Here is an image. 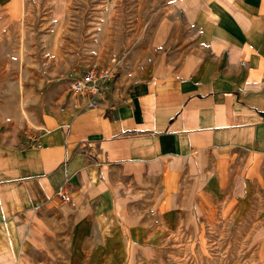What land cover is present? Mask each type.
Here are the masks:
<instances>
[{
    "label": "crops",
    "instance_id": "crops-1",
    "mask_svg": "<svg viewBox=\"0 0 264 264\" xmlns=\"http://www.w3.org/2000/svg\"><path fill=\"white\" fill-rule=\"evenodd\" d=\"M153 9L159 15L127 59L138 79L93 107H76L66 90L27 146L0 136V264L55 245L60 187L74 221L94 217L105 202L92 195L123 178L110 169L186 160L203 193L235 214L264 202V0H159ZM86 183L95 191L76 203ZM78 238L67 241L70 252L81 253Z\"/></svg>",
    "mask_w": 264,
    "mask_h": 264
},
{
    "label": "rangeland",
    "instance_id": "rangeland-1",
    "mask_svg": "<svg viewBox=\"0 0 264 264\" xmlns=\"http://www.w3.org/2000/svg\"><path fill=\"white\" fill-rule=\"evenodd\" d=\"M6 1L11 12L0 13V136L18 147L31 143L43 114L83 70L113 67L116 85L138 79L129 75L127 59L159 15L153 12L159 0ZM189 164L110 169L123 178L105 181L106 189L92 195L105 203L80 222L56 194L62 203L55 245L22 264H264V202L255 206L252 199L243 204L248 213L235 214L237 206L203 193L200 174ZM91 190L81 186L75 202ZM74 233L81 253L66 244Z\"/></svg>",
    "mask_w": 264,
    "mask_h": 264
},
{
    "label": "built area",
    "instance_id": "built-area-1",
    "mask_svg": "<svg viewBox=\"0 0 264 264\" xmlns=\"http://www.w3.org/2000/svg\"><path fill=\"white\" fill-rule=\"evenodd\" d=\"M117 72L113 67L93 66L83 70L69 86V95L76 107H93L109 94L116 86ZM57 195L63 201H69L70 196L64 186L60 187Z\"/></svg>",
    "mask_w": 264,
    "mask_h": 264
}]
</instances>
